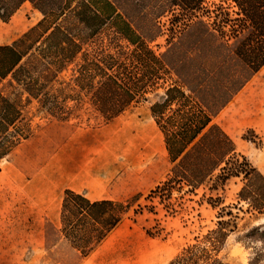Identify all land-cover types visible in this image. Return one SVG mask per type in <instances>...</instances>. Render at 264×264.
Listing matches in <instances>:
<instances>
[{
	"label": "rangeland",
	"instance_id": "rangeland-1",
	"mask_svg": "<svg viewBox=\"0 0 264 264\" xmlns=\"http://www.w3.org/2000/svg\"><path fill=\"white\" fill-rule=\"evenodd\" d=\"M112 10L117 17L108 18ZM221 11L236 18L231 0H26L0 19V46L25 39V57L0 81L14 105L13 120L0 124V221L26 232L19 264H168L215 229L221 210L237 229L217 257L264 264L263 246L242 238L264 215L239 203L240 179L167 185L173 164L163 131L173 136L209 106L217 110L210 126L230 139L233 156L264 176V66L220 104L234 89L208 49ZM55 28L61 34L47 39ZM120 108L110 120L100 110ZM67 189L113 206L94 212L103 218L79 202L63 211Z\"/></svg>",
	"mask_w": 264,
	"mask_h": 264
},
{
	"label": "trees",
	"instance_id": "trees-1",
	"mask_svg": "<svg viewBox=\"0 0 264 264\" xmlns=\"http://www.w3.org/2000/svg\"><path fill=\"white\" fill-rule=\"evenodd\" d=\"M25 1L0 0V19L5 21ZM231 1L237 9L236 18L231 20L227 13L221 11L220 18H216L213 23V31L218 34V38H214L212 43L207 42L209 51L220 58L217 68L214 69L215 72L222 75L226 79V83L232 84L234 87L233 90L225 89L221 95L218 94L217 99L223 105L264 66V0ZM114 15L115 11L112 10L108 18H112ZM224 30H227L229 34H226ZM32 31L30 32L32 33ZM60 31V28H55L47 39L55 34H61ZM24 40L10 46H0V81L11 74L25 57L26 53L18 51V47L22 46ZM57 47L62 53L70 56H74L79 51L77 46L63 48L62 45H57ZM183 67V64L179 65V68ZM185 87L188 88V86ZM173 91L169 90L167 94ZM180 95L183 96V93L180 92ZM194 95L198 94L195 92ZM216 105H219V102ZM158 107L153 106L150 109L155 119L158 115H162L157 112ZM209 107L205 111L200 110V112L192 114L191 120L184 123L173 136L168 137L163 131L170 162L173 164L167 185L171 183L183 184L195 190L214 177L213 187L217 188L230 179L238 178L242 183L238 193L239 203L245 202L250 211L257 215H264V176L244 158L238 159L233 156L234 149L230 139L218 127L210 126L212 116L217 110ZM13 110V103L0 94V124L13 120L11 115ZM100 110L103 111L106 120H110L126 109ZM4 155L5 151L0 152V159ZM215 172H217L216 175ZM159 187L156 189L158 190ZM70 201L72 203L79 202L81 204L80 211L90 218L92 216L103 218L104 213L95 216L94 212L104 207L113 206L108 201L91 203L80 195L65 192L62 203L63 211ZM222 212L224 213L225 210H221V213L218 214L215 229L209 231L200 243L188 246L168 264H224L217 255L230 234L237 229V225L236 218L226 219ZM225 215L231 217L232 214L227 212ZM119 222V218L112 220V223L108 225L103 234L98 236L97 240H102L105 234L112 231ZM242 238L249 241L254 240L264 248V223L246 231ZM259 257L256 261L259 260Z\"/></svg>",
	"mask_w": 264,
	"mask_h": 264
},
{
	"label": "bare ground",
	"instance_id": "bare-ground-1",
	"mask_svg": "<svg viewBox=\"0 0 264 264\" xmlns=\"http://www.w3.org/2000/svg\"><path fill=\"white\" fill-rule=\"evenodd\" d=\"M261 223H264V220ZM22 229L20 223L10 219L0 221V264H19L16 255L24 254L25 251L22 250L26 248V232ZM34 237L36 236L32 234L29 236L30 245Z\"/></svg>",
	"mask_w": 264,
	"mask_h": 264
},
{
	"label": "crops",
	"instance_id": "crops-1",
	"mask_svg": "<svg viewBox=\"0 0 264 264\" xmlns=\"http://www.w3.org/2000/svg\"><path fill=\"white\" fill-rule=\"evenodd\" d=\"M112 6V5H111ZM115 15H116V12H115ZM68 191L70 190V191H72L73 193H75L76 194V192H74V190H71V189H67ZM78 194V193H77ZM79 195V194H78ZM81 196H83V195H81ZM86 200H88L89 201V199L88 198H86V196H83ZM91 202V201H90ZM91 203H93V202H91Z\"/></svg>",
	"mask_w": 264,
	"mask_h": 264
}]
</instances>
